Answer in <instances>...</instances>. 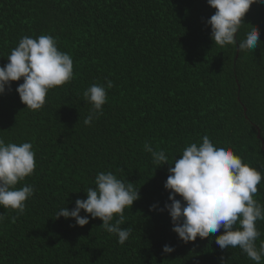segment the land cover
I'll use <instances>...</instances> for the list:
<instances>
[{"label":"trees","instance_id":"1","mask_svg":"<svg viewBox=\"0 0 264 264\" xmlns=\"http://www.w3.org/2000/svg\"><path fill=\"white\" fill-rule=\"evenodd\" d=\"M215 11L207 0H0V66L25 35H52L74 62V78L49 90L39 111L21 102L23 79L0 95V137L31 142L36 153L34 173L17 185L34 186L26 211L0 207V264H255L214 238L183 243L166 210L150 211L171 203L164 184L174 164L153 165L146 141L171 164L208 135L264 172V43L254 51L215 45L206 24ZM243 21L238 40L255 25L264 42V3ZM106 79L114 87L103 115L86 126L83 92ZM102 171L139 189L124 210L122 227L133 231L123 245L99 218L81 227L55 215L86 199ZM257 188L264 203V179ZM257 227L264 240V221ZM165 244L175 251L164 254Z\"/></svg>","mask_w":264,"mask_h":264},{"label":"clouds","instance_id":"2","mask_svg":"<svg viewBox=\"0 0 264 264\" xmlns=\"http://www.w3.org/2000/svg\"><path fill=\"white\" fill-rule=\"evenodd\" d=\"M257 2L207 0L216 10L206 21L211 26L214 44L220 47L238 45L240 51H254L264 43L255 25H251L243 39L237 37L239 29L246 24L243 18ZM259 2L264 3V0ZM7 60L0 66V95L5 94L6 89L11 90V82L23 79L15 90L21 102L32 111L43 108L49 90L74 78L72 56L59 49L52 35L21 37ZM113 87V81L106 79L105 83L91 84L83 92L84 100L91 105L84 125L91 126L103 115L108 90ZM201 141L186 146L180 158H175L171 164L165 150H154L151 142L144 143L143 150L151 154L153 165L174 164L168 168L164 184L170 192L168 200L171 203H165L160 209L153 204L150 211L166 210L172 231L185 244L195 242L197 237L214 238L221 250L238 247L255 264H264V240H260L261 232L257 227L258 221H264V203L254 198L264 172L243 162L230 146L214 143L208 135L201 137ZM35 156L31 142L6 143L0 137V207L15 211L17 216L26 211V202L35 193L31 184L17 187L34 173ZM94 184L95 187L87 188L86 199H76L71 210L66 206L59 208L56 218H72L81 227L89 223V216L99 218L102 220L100 227L115 235L117 242L123 245L133 231L131 227H122L126 221L124 210L141 198L139 189L113 171L98 172ZM177 195L181 199H177ZM82 210L86 215L81 216ZM5 219V213L0 214V223ZM221 229L223 232L216 235ZM174 251L175 247L168 244L162 248L164 254Z\"/></svg>","mask_w":264,"mask_h":264}]
</instances>
